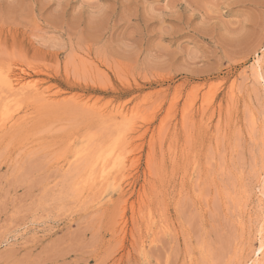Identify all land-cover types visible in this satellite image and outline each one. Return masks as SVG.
<instances>
[{
	"label": "rangeland",
	"instance_id": "374dc122",
	"mask_svg": "<svg viewBox=\"0 0 264 264\" xmlns=\"http://www.w3.org/2000/svg\"><path fill=\"white\" fill-rule=\"evenodd\" d=\"M263 47L264 0H0V71L51 96L0 127V264H251Z\"/></svg>",
	"mask_w": 264,
	"mask_h": 264
},
{
	"label": "bare ground",
	"instance_id": "6f19581e",
	"mask_svg": "<svg viewBox=\"0 0 264 264\" xmlns=\"http://www.w3.org/2000/svg\"><path fill=\"white\" fill-rule=\"evenodd\" d=\"M260 51L261 52L257 54L256 57L254 58L253 67L256 70L257 78L259 79L260 82H262L264 86V71H263L264 47ZM253 67L251 68L253 69ZM7 69H10V68H7ZM24 81H25V78L20 76L19 74H14L7 70L6 71L3 70L2 72L0 71V99H1L0 101V113H1L0 127L4 125H8V123H11V121L14 119L15 113L16 112L18 113V111L20 110L21 104L26 95L27 97H39V99H42V100H48L51 98L48 91L42 90L41 89L42 87L35 85L31 89H29L26 86ZM114 147H115V144H114ZM114 147L109 149L110 151L109 154L111 155V157L109 156L105 157L103 155H98L96 156L97 163L92 162L90 166L91 167L90 174H91L92 180L100 179L99 180L100 182L105 181L106 184L113 189L118 188V183L122 181L125 175H127L125 174L127 166L125 164L126 162H125V158L123 154L124 150H122L123 148L121 146L119 147L121 150L119 148L115 149ZM100 152L102 153V151ZM261 193L264 198V189ZM262 232H263V235H261L260 244L257 247V250H256L257 253H255L256 256L251 264H264V245H262L261 243V240L264 239V223H263V228L261 230V233Z\"/></svg>",
	"mask_w": 264,
	"mask_h": 264
},
{
	"label": "snow or ice",
	"instance_id": "6c2138e0",
	"mask_svg": "<svg viewBox=\"0 0 264 264\" xmlns=\"http://www.w3.org/2000/svg\"><path fill=\"white\" fill-rule=\"evenodd\" d=\"M262 245H264V239L261 240Z\"/></svg>",
	"mask_w": 264,
	"mask_h": 264
}]
</instances>
